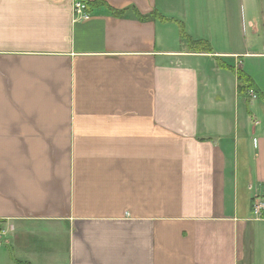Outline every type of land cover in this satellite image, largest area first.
Returning a JSON list of instances; mask_svg holds the SVG:
<instances>
[{"label":"crops","instance_id":"obj_1","mask_svg":"<svg viewBox=\"0 0 264 264\" xmlns=\"http://www.w3.org/2000/svg\"><path fill=\"white\" fill-rule=\"evenodd\" d=\"M74 1L0 0V264H264L260 0Z\"/></svg>","mask_w":264,"mask_h":264},{"label":"trees","instance_id":"obj_2","mask_svg":"<svg viewBox=\"0 0 264 264\" xmlns=\"http://www.w3.org/2000/svg\"><path fill=\"white\" fill-rule=\"evenodd\" d=\"M81 1H83V0H81ZM84 2L87 5L88 12L91 10L90 9L91 6H97V5L101 6L102 5V6H106V8L108 9L109 12H111L114 16L119 17V18L125 17L129 10H133L136 18L141 22H155V21L156 22L157 21L167 22L170 20V19L162 16L158 11H153L150 15L144 16V15L139 14V12L137 10H135L134 8L118 11V10H114V9L108 7V5H106L105 3L101 2V1L89 3V2L84 0ZM178 24H179L181 38L183 39L184 43L186 44V46L189 47L190 50H192L195 53H200V54H203V53L213 54V50L210 47L209 43H207L205 41L193 40L184 31V29H185L184 25L182 23H178ZM217 64L220 68H226V69L234 71V68L232 66L224 64L220 59L217 60ZM236 74H237L238 84H239L238 85V91L241 94L246 95L250 91H253L255 96L257 95L259 99L264 100V95L261 94L256 89V87L253 85L252 79L247 74H245L244 72H241V71H236Z\"/></svg>","mask_w":264,"mask_h":264},{"label":"rangeland","instance_id":"obj_3","mask_svg":"<svg viewBox=\"0 0 264 264\" xmlns=\"http://www.w3.org/2000/svg\"><path fill=\"white\" fill-rule=\"evenodd\" d=\"M191 2V8L193 9V17L190 19V23L188 24V26L184 29V31L186 32V34H188V30L187 29H191L193 32H195L196 30V20H199V25L200 28L202 29V32H204L205 30V22L208 20L207 18L204 19L203 15L207 12V8L209 7L208 3L209 0H190ZM259 18H260V22L264 21V0H260L259 1ZM74 14V12H73ZM74 22H78L80 20H78L74 15ZM192 19L194 20V24L192 23ZM249 94H251L252 96L255 95L253 91H250Z\"/></svg>","mask_w":264,"mask_h":264},{"label":"built area","instance_id":"obj_4","mask_svg":"<svg viewBox=\"0 0 264 264\" xmlns=\"http://www.w3.org/2000/svg\"><path fill=\"white\" fill-rule=\"evenodd\" d=\"M74 16L80 20H88L90 18V13L87 10V5L84 1L75 0L73 5ZM253 98H256L253 95ZM252 212L256 220L264 219V198H256L252 203Z\"/></svg>","mask_w":264,"mask_h":264}]
</instances>
